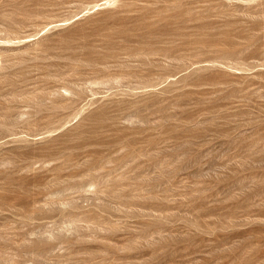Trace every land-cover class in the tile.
Returning <instances> with one entry per match:
<instances>
[{"label":"rangeland","instance_id":"obj_1","mask_svg":"<svg viewBox=\"0 0 264 264\" xmlns=\"http://www.w3.org/2000/svg\"><path fill=\"white\" fill-rule=\"evenodd\" d=\"M0 264H264V0H0Z\"/></svg>","mask_w":264,"mask_h":264}]
</instances>
